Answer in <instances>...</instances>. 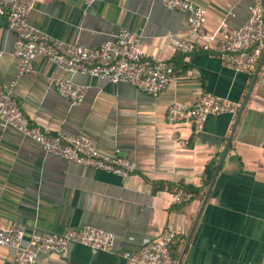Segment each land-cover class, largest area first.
<instances>
[{
	"label": "crops",
	"instance_id": "crops-1",
	"mask_svg": "<svg viewBox=\"0 0 264 264\" xmlns=\"http://www.w3.org/2000/svg\"><path fill=\"white\" fill-rule=\"evenodd\" d=\"M192 1L205 11L203 35L213 38L209 50L190 54L175 45L178 36L195 39L186 14L161 0H37L26 16L50 36L88 48L121 28L132 30L143 52L174 65L173 80L155 96L129 83L69 73L42 56L19 75L12 56L16 35L0 15V84L14 82L13 96L30 122L86 136L103 152L119 148L136 166L121 178L46 153L15 129L0 127V227L19 222L28 232L61 233L94 226L113 234L109 250L70 243L65 253L38 252L33 264H127L124 252L138 251L166 229L179 232L173 254L182 264H264V68L254 78L256 66L237 72L216 53L246 21L250 0ZM56 77L84 86L83 101L60 96L51 83ZM201 93L235 102L236 113L211 114L198 132L188 122H167L171 103L192 104ZM191 187L198 192L189 200L173 201ZM13 255L0 246V264H14Z\"/></svg>",
	"mask_w": 264,
	"mask_h": 264
},
{
	"label": "built area",
	"instance_id": "built-area-1",
	"mask_svg": "<svg viewBox=\"0 0 264 264\" xmlns=\"http://www.w3.org/2000/svg\"><path fill=\"white\" fill-rule=\"evenodd\" d=\"M37 0H0V15L7 27L16 35L12 56L19 75L32 70V61L42 56L69 73L88 74L112 84L124 82L134 85L144 93L157 95L174 78V65L164 58L150 56L139 46L134 32L121 28L112 38L94 48L66 42L30 25L26 16ZM89 5L95 0H81ZM169 9L186 14L190 34L194 40L176 37L175 45L182 54L197 49L209 50L212 36H204L202 27L205 11L192 0H161ZM248 16L243 25L225 36L218 44L219 61L240 72H251L264 50V9L261 0H250ZM2 53L0 52V57ZM264 68V61L261 65ZM57 93L79 104L85 96V87L68 77L51 80ZM14 82L7 87L0 84V127L12 128L39 144L46 153L77 164L111 172L125 178L135 171L133 161L123 156L119 148L103 152L86 136L62 130L49 131L30 122L13 96ZM237 104L227 98L201 93L192 104L171 103L166 110L168 123L188 122L198 132L211 114H235ZM180 143L186 141L179 140ZM264 149V132L260 143ZM193 196L190 190L173 195L181 203ZM178 230L166 229L156 238L144 240L136 252L122 254L127 264H178L171 245ZM70 243L89 247L93 251L109 250L113 234L94 226L69 228L61 233L50 231L28 232L24 224L12 222L0 227V246L14 250V264H33L38 252L65 253ZM182 264V263H181Z\"/></svg>",
	"mask_w": 264,
	"mask_h": 264
},
{
	"label": "water",
	"instance_id": "water-1",
	"mask_svg": "<svg viewBox=\"0 0 264 264\" xmlns=\"http://www.w3.org/2000/svg\"><path fill=\"white\" fill-rule=\"evenodd\" d=\"M261 5H262V7H263V9H264V0H261ZM263 61H264V50H263V53H262V55H261V57H260V59H259L257 65H256L255 72H254V78H255L256 73L258 72L259 68H260L261 65L263 64ZM244 103H245V100L242 102V104H241V106L239 107V110H238V112H237V114H236V118H235L234 124H233L232 129H231V134L233 133V131H234V127H235V124L237 123V121H238V119H239V117H240V113H241V111H242V109H243ZM230 141H231V135H230L229 140H228V143H227V145H226V147H225V149H224V151H223V154H222V156H221V158H220V160H219V162H218V164H217V166H216L215 172H214V174H213V176H212V178H211V181H210V184H209V187H208V190H207V193H206L205 199L207 198V196H208V194H209V192H210V190H211V187H212V185H213V182H214V178H215V176H216V173L218 172V170H219V168H220V166H221V164H222V162H223V160H224V157H225L226 152H227V150H228V147H229ZM204 201H205V200H204ZM178 264H181V261H179Z\"/></svg>",
	"mask_w": 264,
	"mask_h": 264
},
{
	"label": "trees",
	"instance_id": "trees-1",
	"mask_svg": "<svg viewBox=\"0 0 264 264\" xmlns=\"http://www.w3.org/2000/svg\"><path fill=\"white\" fill-rule=\"evenodd\" d=\"M212 174V169L209 171V173H208V176H207V181L209 180V177H210V175ZM190 191H192V193H193V195H195L197 192H198V189L197 188H193V187H191V188H188ZM171 249H172V253H173V243H172V245H171ZM174 255V254H173Z\"/></svg>",
	"mask_w": 264,
	"mask_h": 264
}]
</instances>
